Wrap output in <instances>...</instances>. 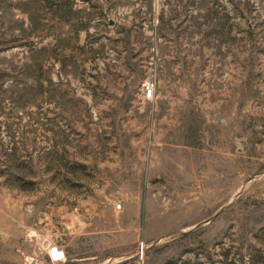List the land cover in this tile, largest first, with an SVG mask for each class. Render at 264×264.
Segmentation results:
<instances>
[{
	"label": "rangeland",
	"instance_id": "1",
	"mask_svg": "<svg viewBox=\"0 0 264 264\" xmlns=\"http://www.w3.org/2000/svg\"><path fill=\"white\" fill-rule=\"evenodd\" d=\"M0 264H264V0H0Z\"/></svg>",
	"mask_w": 264,
	"mask_h": 264
},
{
	"label": "water",
	"instance_id": "2",
	"mask_svg": "<svg viewBox=\"0 0 264 264\" xmlns=\"http://www.w3.org/2000/svg\"><path fill=\"white\" fill-rule=\"evenodd\" d=\"M223 209H224V208H223ZM223 209H222V210H223ZM222 210H221L220 212H222ZM207 223H208V222H206V223H204V224H207ZM180 234H183V233H180ZM158 243H159V242H158Z\"/></svg>",
	"mask_w": 264,
	"mask_h": 264
},
{
	"label": "bare ground",
	"instance_id": "3",
	"mask_svg": "<svg viewBox=\"0 0 264 264\" xmlns=\"http://www.w3.org/2000/svg\"><path fill=\"white\" fill-rule=\"evenodd\" d=\"M50 248V247H49ZM51 252V251H50ZM57 252V251H56ZM56 256L58 255V254H55ZM60 259V258H59Z\"/></svg>",
	"mask_w": 264,
	"mask_h": 264
},
{
	"label": "built area",
	"instance_id": "4",
	"mask_svg": "<svg viewBox=\"0 0 264 264\" xmlns=\"http://www.w3.org/2000/svg\"><path fill=\"white\" fill-rule=\"evenodd\" d=\"M118 208L120 209V208H121V206H118Z\"/></svg>",
	"mask_w": 264,
	"mask_h": 264
}]
</instances>
